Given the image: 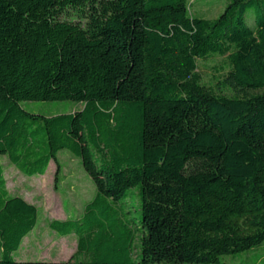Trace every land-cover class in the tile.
Masks as SVG:
<instances>
[{
    "label": "trees",
    "instance_id": "trees-1",
    "mask_svg": "<svg viewBox=\"0 0 264 264\" xmlns=\"http://www.w3.org/2000/svg\"><path fill=\"white\" fill-rule=\"evenodd\" d=\"M214 55L242 95L202 81ZM263 88L264 0H227L215 18L188 0H0V159L58 174L68 153L95 186L76 217L48 222L76 236L68 260H16L38 208L0 161V264H219L261 244L264 90L247 92ZM33 100L81 106L44 115Z\"/></svg>",
    "mask_w": 264,
    "mask_h": 264
},
{
    "label": "rangeland",
    "instance_id": "rangeland-1",
    "mask_svg": "<svg viewBox=\"0 0 264 264\" xmlns=\"http://www.w3.org/2000/svg\"><path fill=\"white\" fill-rule=\"evenodd\" d=\"M227 0H188L193 14L206 18H215L223 10ZM197 72L202 81L216 92L227 95L243 93L222 84L229 70L226 55H214L205 60H198ZM264 90H248L247 94H255ZM71 100H33L24 103V107L33 113L52 115L71 112L79 108ZM66 152V151H62ZM4 167L6 185L10 193L22 196L38 208L37 222L33 230L27 234L21 246L13 253L16 260H68L76 249L77 238L74 234L58 236L50 230L51 219H66L77 216L82 203L90 200L95 193V186L88 174L76 158L68 153H60L58 161L61 170L57 174V166L50 161L43 175L27 176L17 170L4 156L0 159ZM56 175L58 178H56ZM138 189L130 187L122 201L130 215L140 219ZM196 264V263H195ZM219 264H264V241L251 250L237 257L224 256Z\"/></svg>",
    "mask_w": 264,
    "mask_h": 264
}]
</instances>
